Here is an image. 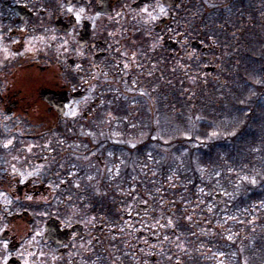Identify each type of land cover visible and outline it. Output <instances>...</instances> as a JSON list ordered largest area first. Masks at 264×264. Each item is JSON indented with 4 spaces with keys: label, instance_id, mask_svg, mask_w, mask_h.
Segmentation results:
<instances>
[{
    "label": "flooded vegetation",
    "instance_id": "obj_1",
    "mask_svg": "<svg viewBox=\"0 0 264 264\" xmlns=\"http://www.w3.org/2000/svg\"><path fill=\"white\" fill-rule=\"evenodd\" d=\"M211 5L0 0V264L105 263L111 234L85 202L105 187L98 191L84 178L93 169L85 151L99 145L92 138L122 131L106 111L114 104L108 95L144 89L156 67L171 59L181 65L194 57L211 61L212 46L194 36L188 17ZM194 41L201 47L193 48ZM107 116L113 124L105 123ZM74 203L86 209L91 224L70 220ZM139 237L142 250L155 243L142 232Z\"/></svg>",
    "mask_w": 264,
    "mask_h": 264
},
{
    "label": "trees",
    "instance_id": "obj_2",
    "mask_svg": "<svg viewBox=\"0 0 264 264\" xmlns=\"http://www.w3.org/2000/svg\"><path fill=\"white\" fill-rule=\"evenodd\" d=\"M209 1L188 17L194 36L212 46L213 73H199L209 59H171L144 89L123 90L129 98L108 95L106 111L122 132L147 139L134 147L105 139L101 149L127 150L121 178L134 188L121 195L117 181H105V192L85 201L111 233L104 264H264V0ZM141 203L152 218L171 220L155 231L160 245L151 251L138 247L141 232L150 236L139 224L126 234L120 227Z\"/></svg>",
    "mask_w": 264,
    "mask_h": 264
},
{
    "label": "rangeland",
    "instance_id": "obj_3",
    "mask_svg": "<svg viewBox=\"0 0 264 264\" xmlns=\"http://www.w3.org/2000/svg\"><path fill=\"white\" fill-rule=\"evenodd\" d=\"M213 60L209 61V62H205V64L202 66V72L200 71L199 73H201V75H205L207 73H205V67L207 66H215L214 63L212 62ZM204 73V74H202ZM196 77H192L190 79L189 82H194ZM142 90V89H141ZM125 91V90H124ZM123 91H116V94H121L118 95V98H129L123 95L122 93ZM128 92V91H127ZM95 91L92 92V96H94ZM139 95L135 96V99L138 100ZM116 97V96H114ZM79 110V108H75V111L77 113V111ZM112 117L111 116H107V118L104 120L105 123H109V121H111L112 123ZM113 124V123H112ZM147 133H143V131H140L139 133L136 132L133 129H129L126 132H118V133H113V134H109L106 133L103 136H100V138L97 137H93V143L94 144H99V146L94 147V149H88V151L86 152V159L85 161L87 163H89L93 169L91 170L90 174L87 175L84 179L86 181H89L90 183H92V181H94L93 185L96 187L97 184V189L98 191L100 190L99 185L100 184H104L103 182L106 181L107 184H109L110 186L113 185V182L117 183L114 185V189L121 195H129V191L133 190L134 188L132 187H128L127 184L122 182V173L123 170L128 166V157L129 154L127 153L126 149L121 148H111L107 153H102L101 149H103V145L105 143L106 140H110L111 142H115L117 145H128L131 147H134L137 143V141L139 140H146L147 139ZM155 138V137H154ZM106 139V140H105ZM151 146H154V144H151ZM162 160L165 161V163L168 165L170 164V162L172 160H174L171 156H169V153L163 154L161 157ZM149 161L152 162L153 159L149 158ZM172 163H174L172 161ZM170 166V165H169ZM133 171V168H130L129 173ZM154 175L158 174V170L155 166L154 168ZM169 177H171V175H168ZM98 177V178H96ZM96 182V183H95ZM78 183V182H77ZM105 192V189H103L102 191H100V193ZM221 201L223 202L224 200L221 199ZM145 203H141L139 204L138 207H129L128 211H127V215H131V216H136L137 220L136 222H134V220H132V222L127 221L124 219L123 223H121V229L122 232L124 234L127 233V231L125 230L127 227H131L134 224H139V227L136 228L137 232L139 231H146L150 234L149 237L152 238H156L159 237V234H156L155 231H158V233H160L162 231V229H164L165 227H167L168 225L171 224V220L167 219V220H159L156 218H152V216L154 215L152 211L149 210H142L140 208L141 205H144ZM70 217H72V219L74 222H81L82 224H91L93 218L90 217V215H88L86 212V209H81L78 207V205H76L74 203V205L71 206L70 208ZM84 212L87 214H84ZM225 220L227 219V217H224ZM149 230V231H148ZM111 234V233H110ZM140 240V239H139ZM140 242L143 244L144 241L140 240ZM150 242V241H148ZM160 242H156L154 243L151 247H149V250H153L154 246H159ZM146 251V250H145ZM225 261H223L222 263H224ZM225 264V263H224Z\"/></svg>",
    "mask_w": 264,
    "mask_h": 264
},
{
    "label": "snow or ice",
    "instance_id": "obj_4",
    "mask_svg": "<svg viewBox=\"0 0 264 264\" xmlns=\"http://www.w3.org/2000/svg\"><path fill=\"white\" fill-rule=\"evenodd\" d=\"M68 11H69V12H72V8L69 7ZM80 11L83 12V9H81ZM144 11H145L149 16H151L152 19H156L155 16H152V13L148 12V9H147V8H145ZM159 12H160L161 14L165 13V9H164L163 6H160V7H159ZM78 19H79V14H77V20H78ZM254 182H255V181H253V183H254ZM4 247H5V249H7V244H6V243L4 244ZM3 264H7V259H5V261L3 262Z\"/></svg>",
    "mask_w": 264,
    "mask_h": 264
},
{
    "label": "water",
    "instance_id": "obj_5",
    "mask_svg": "<svg viewBox=\"0 0 264 264\" xmlns=\"http://www.w3.org/2000/svg\"><path fill=\"white\" fill-rule=\"evenodd\" d=\"M201 45L199 44V42H197V41H194L193 43H192V47L193 48H199ZM215 70V68L214 67H207L206 68V72H210V71H214ZM145 207L144 206H142V209H144Z\"/></svg>",
    "mask_w": 264,
    "mask_h": 264
}]
</instances>
